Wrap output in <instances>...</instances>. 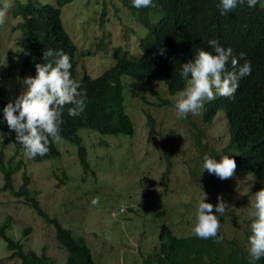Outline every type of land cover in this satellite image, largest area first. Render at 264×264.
<instances>
[{
    "label": "rangeland",
    "instance_id": "1",
    "mask_svg": "<svg viewBox=\"0 0 264 264\" xmlns=\"http://www.w3.org/2000/svg\"><path fill=\"white\" fill-rule=\"evenodd\" d=\"M8 5L6 21L0 25V100L6 103L13 102L24 90L23 80L30 76L21 75L25 53L20 45L23 30L19 25L23 20L9 16L13 4ZM61 22L76 47L78 77L86 73L97 78L109 70L115 64L117 49L125 50L128 59L141 57L138 45L147 31L135 23L120 0H74L62 8ZM121 85L125 113L134 133L104 135L79 130L87 154V173L76 146L63 139L54 142L60 156L41 162L30 160L13 144L5 145L6 138L0 142L6 166L13 158L12 165L20 168L12 175V190L4 188L0 171V226L10 219L7 236L20 242L24 252L46 254L54 264H65L67 257L57 243L54 227L26 204L24 196L13 193L23 186L24 174L28 176L30 197L37 199L41 209L75 238L84 240L96 264H142V257L159 246L158 234L163 225L179 237L195 235L198 206L204 199L202 187L222 184L207 170L202 172V150L195 142L215 138L209 149L219 151L224 139L221 131L227 132V128L209 127L206 132L201 122L193 120L197 115L189 113L186 118H177L175 96L169 95L160 82L143 84L122 76ZM227 182V189H208L205 202L215 205L220 196L229 204L220 217L223 234L249 249L250 236L246 234L251 235L255 219L249 176L237 171ZM94 198H99L96 205L92 204ZM10 255L0 238V264H21Z\"/></svg>",
    "mask_w": 264,
    "mask_h": 264
},
{
    "label": "trees",
    "instance_id": "2",
    "mask_svg": "<svg viewBox=\"0 0 264 264\" xmlns=\"http://www.w3.org/2000/svg\"><path fill=\"white\" fill-rule=\"evenodd\" d=\"M73 1L53 0L51 3H41L38 0H4L2 3L3 0H0V5L13 4L8 15L21 17L23 20L19 25L23 30L20 45L25 53L21 75L29 73L31 77H35V65L46 62L43 54L49 49L63 50L70 57L71 77L80 82L82 90H86L87 108L79 117L68 116L65 109L60 135L64 141L76 146L85 173L88 172L89 165L82 138L78 136L79 130L88 129L104 135L130 136L134 133L133 124L124 109L122 76H128L143 84H148L154 79L159 80L166 85L169 95L176 96L185 85V79L180 75L182 60L193 56L199 49L209 50L208 40L213 38L222 45L244 52L249 45L264 42V9H249L246 0L243 4H237L232 10L233 15L223 18L218 17L219 12L214 9L216 0H152V6L139 9L133 6L132 0H122V5L130 11L135 23L147 30L140 44L141 57L131 60L125 53L118 56L117 49L114 51L115 64L109 70L97 78H92L86 73L78 77L76 47L61 22L62 8ZM262 3L264 0H261L260 4ZM160 47L166 50L163 56L158 54ZM6 104L0 100V131L7 134L5 145L13 144L18 152L26 153L23 145L16 141L15 132L8 129L3 118L2 110ZM210 112L205 117L207 124L210 121ZM230 123L234 129L249 132L253 141L264 139V88L243 103L239 114H236ZM197 147L203 149L201 145ZM49 148L50 151L45 156L29 159L41 162L60 156L54 142L50 143ZM260 151L264 159V147ZM204 155L199 157L202 163ZM5 157L4 150L0 149V171L4 175V188L12 190V175L18 173L20 168L12 165L13 158L8 160L6 166ZM237 162L242 170H250L253 183L264 181V161L261 162V167L249 166V162L242 159ZM22 177L23 186L13 193L24 196L26 204L54 227L57 243L67 253L65 264H96L84 240L75 238L56 218L50 217L41 209L37 199L30 197L27 189L28 176L24 174ZM219 186L227 189L228 185L222 182L202 187L201 195L207 193L208 189L214 190ZM9 221L8 218L6 223L0 226V238L6 242L11 259L17 258L21 264H54L46 254L24 252L20 242L7 236L6 230L11 227ZM158 235L159 246L149 250L148 255L142 257V264H264V257L255 262L250 261L248 249L238 245L235 238L225 237L221 227L215 239H201L193 234L179 237L166 225L161 227ZM246 235L250 236L249 233Z\"/></svg>",
    "mask_w": 264,
    "mask_h": 264
},
{
    "label": "clouds",
    "instance_id": "3",
    "mask_svg": "<svg viewBox=\"0 0 264 264\" xmlns=\"http://www.w3.org/2000/svg\"><path fill=\"white\" fill-rule=\"evenodd\" d=\"M246 2L249 9H264L261 0ZM132 3L137 9L152 6V0H132ZM238 3L243 4L244 0H216L214 9L219 12L217 16L223 18L233 15L232 10ZM8 8L7 4L0 8V25L6 21ZM145 36L138 45L141 55L140 44ZM207 45L209 50L199 49L180 64V75L185 79V85L175 96L177 118H186L189 113L197 115L193 120L201 122L204 125L201 129L206 132L209 127L226 126L227 132L226 129L221 131L224 136L221 150L209 149L215 138L209 142L198 140L195 144L203 148H200L202 153L198 151L200 155L205 154L202 172L207 170L209 175H215L226 185L237 171L249 176L248 186L251 196L255 197V219L251 224L248 252L249 260L255 262L264 257V181L253 183L250 170H242L237 160L249 162V166H263L260 150L264 147V139L259 142L251 140L249 132L232 128L230 120L239 114L244 102L264 88V42L249 45L246 52L222 45L213 38L208 40ZM157 51L163 56L166 50L160 47ZM123 53L127 56L125 50L119 49L118 56ZM43 58L46 61L44 64L35 65V77H25L24 90L2 110L8 129L15 132L16 141L23 145L29 158L45 156L50 151L51 142H61L65 109L68 116L79 117L87 108L86 90H82L80 82L71 77L70 57L63 50L49 49L44 51ZM209 112L210 121L207 124L205 117ZM6 135L0 132V142ZM201 181L204 180L201 178ZM205 198L206 193L199 202L194 234L201 239H215L220 229V217L229 204L220 196L215 205L206 203ZM98 203L99 198L92 200L93 205Z\"/></svg>",
    "mask_w": 264,
    "mask_h": 264
}]
</instances>
